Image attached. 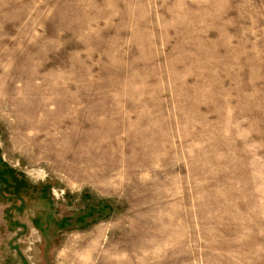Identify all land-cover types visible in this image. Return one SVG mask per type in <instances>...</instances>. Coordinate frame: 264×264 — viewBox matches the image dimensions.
I'll use <instances>...</instances> for the list:
<instances>
[{"label": "rangeland", "instance_id": "rangeland-1", "mask_svg": "<svg viewBox=\"0 0 264 264\" xmlns=\"http://www.w3.org/2000/svg\"><path fill=\"white\" fill-rule=\"evenodd\" d=\"M0 264H264V0H0Z\"/></svg>", "mask_w": 264, "mask_h": 264}]
</instances>
